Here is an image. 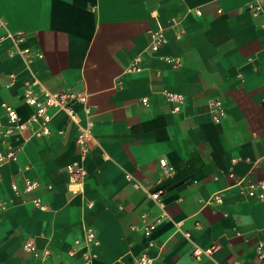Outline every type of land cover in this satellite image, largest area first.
Segmentation results:
<instances>
[{"label": "crops", "instance_id": "0c3cea01", "mask_svg": "<svg viewBox=\"0 0 264 264\" xmlns=\"http://www.w3.org/2000/svg\"><path fill=\"white\" fill-rule=\"evenodd\" d=\"M252 2L0 0V151L15 153L0 166V264H84L75 240L86 227L98 240L92 264H135L145 252L154 264H264V199L243 189L264 178V14ZM160 27L167 41L150 52ZM20 29L29 62L8 54L6 34ZM137 55L141 69L129 70ZM31 80L35 91L86 93L89 117L74 105L92 121L86 157L62 111L48 135L4 132L5 103L31 114ZM165 91L182 93L179 112ZM214 98L225 111L218 121ZM73 161L86 169L77 184L68 183ZM27 239L49 258L26 252Z\"/></svg>", "mask_w": 264, "mask_h": 264}, {"label": "built area", "instance_id": "2783aa9c", "mask_svg": "<svg viewBox=\"0 0 264 264\" xmlns=\"http://www.w3.org/2000/svg\"><path fill=\"white\" fill-rule=\"evenodd\" d=\"M253 14H264V0H253L250 4ZM13 41L14 48L8 51L9 55L15 53H21L28 55L26 61L29 62L31 57L29 53L31 49L29 47H20L19 44L25 39L26 31L23 29L17 30L13 33H7ZM167 39L165 38L163 29L160 27L150 31V39L148 42V49L150 52L155 51L158 47L163 45ZM141 55H137L133 58L132 62L129 64L128 69L138 71L141 69ZM36 80L28 81L23 86V100L25 103L33 107V110L28 118L21 119L16 109L9 105L4 104L7 116V125L4 129L6 134H12L15 132H21L22 130H29L30 135L44 136L51 132V121L54 117V112L62 111L66 114L69 121L75 123L77 127L76 144L80 153V158H84L88 155L90 151V144L93 140V135L91 132L92 121L87 120L85 123L80 121L79 115L74 108V105L82 104L86 102V93L76 92L73 90H65L60 92H50L44 88H38L39 91H35L34 87L37 86ZM165 97L170 103L171 112H179L181 110L184 96L182 93L175 91H165ZM146 102V99H143ZM209 108L211 112V117L213 120L218 121L225 113L223 103L220 98H214L209 102ZM52 109L53 111H50ZM84 112L89 117L91 114V108L84 105ZM15 159V153H3L0 151V166L4 163ZM160 165L165 170H170L171 166L165 159H159ZM66 170L68 172V183H80L83 181L86 175V169L84 165L79 161H73L66 165ZM1 176V171H0ZM245 193L257 199H264V178L258 181H249L245 188H243ZM74 193H80L82 191L81 186L78 184L72 189ZM153 198L159 197V191L152 192L150 194ZM38 203V201H37ZM153 225H147L144 227V233L148 235L151 232ZM75 243L83 247V260L84 264H92V259L94 253L92 247L98 243L96 233L89 228L83 229L82 238L76 239ZM149 245H153L152 241H149ZM23 248L26 252L33 255L39 260H47L51 254L49 248L38 247L33 240L27 239L23 243ZM215 247L211 246L208 249H201L195 247L193 250V256L195 259L199 258V255L203 252L211 253ZM75 249H70L67 251L70 257L75 256ZM258 252L260 254L264 253V243L258 245ZM58 264H69L68 262H60ZM135 264H154V257L148 253H143L136 258Z\"/></svg>", "mask_w": 264, "mask_h": 264}]
</instances>
